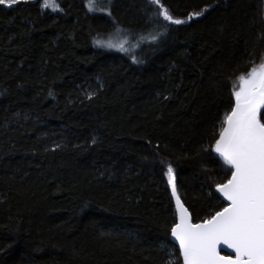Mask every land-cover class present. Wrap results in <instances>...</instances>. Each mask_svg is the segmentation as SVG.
<instances>
[{
	"label": "trees",
	"instance_id": "trees-1",
	"mask_svg": "<svg viewBox=\"0 0 264 264\" xmlns=\"http://www.w3.org/2000/svg\"><path fill=\"white\" fill-rule=\"evenodd\" d=\"M87 2L0 6V264H182L166 164L195 223L226 206L212 145L264 63V0H162L183 25L150 0Z\"/></svg>",
	"mask_w": 264,
	"mask_h": 264
},
{
	"label": "snow or ice",
	"instance_id": "snow-or-ice-1",
	"mask_svg": "<svg viewBox=\"0 0 264 264\" xmlns=\"http://www.w3.org/2000/svg\"><path fill=\"white\" fill-rule=\"evenodd\" d=\"M22 0H0V5L12 8ZM156 5V17H162L171 25H183L186 20L174 18L162 0H150ZM88 10L96 11L95 0H88ZM40 8L54 12L62 11L58 0H40ZM206 10V9H205ZM110 16V10L107 11ZM203 15V11L189 14L188 20ZM116 31H124L119 27ZM135 47L158 41L163 33L154 30L134 34ZM145 36L150 39H145ZM128 41L114 44L97 39L101 48L128 52ZM134 63H142L132 56ZM241 87L234 91L235 103L222 122L219 138L212 149L222 158L229 172L225 182L216 185V191L228 202L219 211L200 223H193L188 208L184 206L177 190L176 172L171 163L166 164L167 182L175 198L176 222L170 229L171 236L179 242L182 264H264V63L252 68L247 78L240 77ZM95 93L85 92L87 99ZM168 97H165L167 99ZM95 143V140H93ZM57 147H60L57 145ZM225 245L234 255H221L220 246ZM172 255L171 253L169 254ZM168 264H173L172 260Z\"/></svg>",
	"mask_w": 264,
	"mask_h": 264
},
{
	"label": "water",
	"instance_id": "water-1",
	"mask_svg": "<svg viewBox=\"0 0 264 264\" xmlns=\"http://www.w3.org/2000/svg\"><path fill=\"white\" fill-rule=\"evenodd\" d=\"M262 110H264V109H261V111ZM216 193H217V195L220 197V199L222 200V202H224L225 203V205L228 203L224 198H223V196H222V194H220V193H218L217 191H216ZM172 196V195H171ZM172 201H173V204H174V207H175V198L172 196ZM182 201V200H181ZM182 203H183V201H182ZM184 204V203H183ZM184 206H185V204H184ZM186 207V206H185ZM187 208V207H186ZM189 211V210H188ZM175 212H176V208H175ZM190 213V212H189ZM176 217H177V215H176ZM177 222H178V217H177ZM192 222L193 223H195L194 221H193V219H192ZM171 239H172V242L178 247V249H179V242L178 241H176L175 240V238L174 237H171ZM180 251V250H179ZM220 253H221V255H229V254H232V255H234V253L232 252V250L231 249H227L226 248V246L225 245H221L220 246ZM180 257H181V260H182V255H181V253H180Z\"/></svg>",
	"mask_w": 264,
	"mask_h": 264
},
{
	"label": "rangeland",
	"instance_id": "rangeland-1",
	"mask_svg": "<svg viewBox=\"0 0 264 264\" xmlns=\"http://www.w3.org/2000/svg\"><path fill=\"white\" fill-rule=\"evenodd\" d=\"M40 2V0H22L21 3H27V2ZM59 1V0H58ZM0 6H4V5H0ZM50 10V9H49ZM51 11V10H50ZM241 85V84H240ZM241 87V86H240ZM238 90H240V88H238ZM215 153V152H214ZM216 155L219 156V154L215 153Z\"/></svg>",
	"mask_w": 264,
	"mask_h": 264
}]
</instances>
